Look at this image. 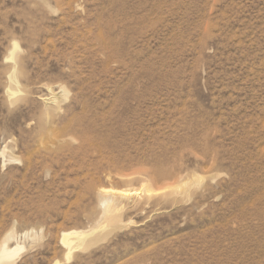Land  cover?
<instances>
[{
	"label": "rangeland",
	"instance_id": "1",
	"mask_svg": "<svg viewBox=\"0 0 264 264\" xmlns=\"http://www.w3.org/2000/svg\"><path fill=\"white\" fill-rule=\"evenodd\" d=\"M8 233L15 264H264V0H0Z\"/></svg>",
	"mask_w": 264,
	"mask_h": 264
},
{
	"label": "bare ground",
	"instance_id": "2",
	"mask_svg": "<svg viewBox=\"0 0 264 264\" xmlns=\"http://www.w3.org/2000/svg\"><path fill=\"white\" fill-rule=\"evenodd\" d=\"M19 74L20 72L16 70L15 72H13V74L10 75L11 84L7 89V93H8V97L11 99H16V100L19 99L21 97V93L23 92V90L19 88V86L16 84V80H15V78ZM50 89L52 90V88ZM68 90L66 89V86H62V92L64 93V96H66ZM57 98H58V95L56 93H53V95L48 99L56 101ZM142 191H147L148 193H150L151 189L147 187L146 188H130V189H122V190L110 188V187L104 188L102 191V193L104 194L102 198V205L107 204L110 201L112 202V200H114L112 197L115 195H120V197L121 196L124 197V196H130V195H137V194H140ZM113 207L110 208V211L112 213L114 212L115 205ZM25 249H26V246L21 241L16 239V236H14V234L8 233L3 239L1 246H0V264H15L21 252Z\"/></svg>",
	"mask_w": 264,
	"mask_h": 264
}]
</instances>
